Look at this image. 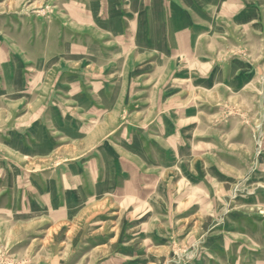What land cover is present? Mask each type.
Here are the masks:
<instances>
[{
  "label": "rangeland",
  "instance_id": "obj_1",
  "mask_svg": "<svg viewBox=\"0 0 264 264\" xmlns=\"http://www.w3.org/2000/svg\"><path fill=\"white\" fill-rule=\"evenodd\" d=\"M167 3L0 0V264H264V0Z\"/></svg>",
  "mask_w": 264,
  "mask_h": 264
},
{
  "label": "crops",
  "instance_id": "obj_2",
  "mask_svg": "<svg viewBox=\"0 0 264 264\" xmlns=\"http://www.w3.org/2000/svg\"><path fill=\"white\" fill-rule=\"evenodd\" d=\"M167 7L171 10V26L176 31V47H189L194 39V33L204 32L202 27L205 21H209L215 14L216 7L224 9L221 4L216 5L212 0H170ZM225 1V0H221ZM249 0H227V6L232 9L231 17L236 20L246 17L243 9L247 7ZM163 7V6H162ZM223 11L222 15L227 16ZM233 17V18H234ZM243 20V19H242ZM167 31V30H166Z\"/></svg>",
  "mask_w": 264,
  "mask_h": 264
}]
</instances>
